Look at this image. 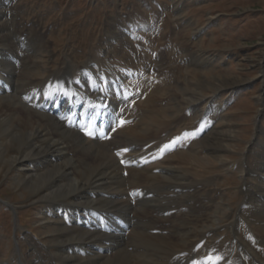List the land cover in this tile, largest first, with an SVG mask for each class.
<instances>
[{"label":"bare ground","instance_id":"bare-ground-1","mask_svg":"<svg viewBox=\"0 0 264 264\" xmlns=\"http://www.w3.org/2000/svg\"><path fill=\"white\" fill-rule=\"evenodd\" d=\"M136 4L133 0L134 9L106 28L99 40L102 43L87 54V62L67 55L60 67L43 75L45 78L39 72L40 52L47 46L46 34L49 38L54 33L42 31L38 23L25 25L19 18L15 20L18 10L12 7L0 11V151H16L5 158L6 164L29 168L27 181L32 190L42 192L39 199L45 200L59 228L55 253L45 252L38 244L35 248L45 264H264V191L251 185L250 146L238 165L243 200L227 225L229 232L223 239L209 242L221 226L195 231V217L204 213L202 204L208 202L207 209L214 207L210 219L216 217L215 210L225 211L227 206L224 197L217 199L222 196L219 191L217 198L213 192L201 194L202 187L215 179H198L188 165L189 161L205 162L216 151L211 131L207 134L212 122L196 106L199 99L189 79L181 90L182 98L179 93L170 94V105L173 110L182 102L192 104L189 107L195 115L197 111L205 113L202 122L199 117L197 120L203 125L189 129L179 118L162 120L155 101L163 102L158 96L174 86L175 79L170 71L163 74L165 58L160 47L169 33L176 34L182 20L179 17L172 22L169 14L162 19L158 10ZM166 17L171 23H164ZM164 27L165 32L169 29L167 34L161 31ZM150 32L160 36L154 53L146 49L152 43L145 40L148 33L151 38ZM119 37L123 38L119 41ZM169 40L174 42L173 37ZM187 50L191 62L196 58L208 62ZM144 55L157 58V69ZM140 89H144L141 95ZM99 94L109 98L114 110L136 117L110 141L87 138L67 126L69 119L82 122L86 113L91 114L89 98L97 99ZM128 96L137 100L134 107ZM186 119V115L181 118ZM171 142L174 145L168 151ZM114 149H120L128 163L127 176ZM263 178L258 177L262 185ZM183 210L187 217L176 213ZM119 218L130 226L129 234Z\"/></svg>","mask_w":264,"mask_h":264},{"label":"rangeland","instance_id":"rangeland-1","mask_svg":"<svg viewBox=\"0 0 264 264\" xmlns=\"http://www.w3.org/2000/svg\"><path fill=\"white\" fill-rule=\"evenodd\" d=\"M134 1L150 11L157 8L159 12L169 13L172 22L179 17L182 20V27H176L179 28L176 34H168L167 39L173 37L174 42L164 41L165 44L160 47L165 56V49L171 45L170 58L174 57L177 66V74L175 70L173 72L176 75L173 78L175 84L168 87L165 94L158 96L164 98L163 102L159 98L155 102L163 121L179 118L181 122L186 115L187 119L181 123L185 128L202 126L197 120L199 117L201 121L205 113L207 118L215 120L212 129L208 125L207 134L211 131L210 138L216 151L209 160L189 161L188 165L198 179H215L210 186L202 187L201 194L213 192L212 196L217 198L219 191L222 196L217 199L224 197L227 204L225 211L215 210L217 215L214 219L209 216L214 207H210V210L207 209L208 202L202 204L205 206L204 213L200 211L195 217L198 221L195 231L207 232L221 226L218 228L220 231L216 230L210 237L221 240L229 232L227 225L231 224L242 205V172L238 165L249 146V163L253 173L250 175L251 185L264 191V185L258 180L260 175L264 177V0ZM10 7L18 10V15L12 14L15 20L19 18L25 25L35 22L41 30L54 33L49 38L46 34L47 46L40 52L39 72L42 78L52 68L60 67L67 55L74 56L77 62H87L89 52L102 43L99 40L106 28L134 9L133 0H0V11L9 10ZM161 16L163 19L162 13ZM165 19L164 23H171L170 19ZM168 30L165 32L164 27L161 31L167 34ZM119 32L126 35L123 30ZM156 34L154 39L158 41L149 44L150 49L148 46L146 48L149 53H154L152 48L159 43L160 36ZM188 48L208 62L202 63L200 58L198 61L196 58V63L188 60ZM167 54H170L169 50ZM143 57L150 62L146 55ZM171 59H165L164 63L171 64ZM162 71L163 74L171 72L170 65L169 69L164 66ZM188 79L195 85V97L199 99L195 102L196 106L205 111H197L198 116L191 111L189 106L192 104L182 102L173 110L170 105L173 98L170 94L175 96L179 93V98H182L181 90ZM220 84L223 87H219ZM0 153V264H45L44 257L35 246L38 244L48 253L50 250L56 252L59 245V241L55 240L59 231L57 218L45 207V200L39 199L42 192L32 190L33 186L27 181L31 176V173H27L29 168L8 167L6 164L5 158L15 155L16 151L10 149L4 154ZM260 160L263 161L262 165L258 164ZM176 213L181 217L189 215L187 211L184 214Z\"/></svg>","mask_w":264,"mask_h":264}]
</instances>
